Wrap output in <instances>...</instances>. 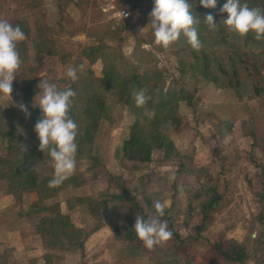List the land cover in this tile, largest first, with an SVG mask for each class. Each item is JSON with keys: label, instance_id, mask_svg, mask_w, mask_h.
<instances>
[{"label": "rangeland", "instance_id": "obj_1", "mask_svg": "<svg viewBox=\"0 0 264 264\" xmlns=\"http://www.w3.org/2000/svg\"><path fill=\"white\" fill-rule=\"evenodd\" d=\"M59 1L62 6L61 10L57 9ZM153 7L154 1L152 0H0L1 19L10 23L15 20H22L28 26L29 33L26 34L27 38L23 44L28 50L26 52L18 51L21 61H24V58L27 57L28 62L24 63L25 66L31 65L38 68L35 65L39 64V68L41 67L39 73L31 72L32 76L29 79L13 84L12 92L18 90L22 92L19 88L26 81L34 83L35 87H33L37 92L32 97L31 93L24 95L22 92L21 94L28 111L33 107L37 110L38 106L35 105L38 98L35 100V97L40 91L37 85L41 83V80H48L50 83L59 80V87L62 90L68 88L70 86L69 79L66 76L68 66L77 67L78 75L81 77L82 75L85 77L86 70H91L96 77L101 76V60L91 64L84 54V49L99 44L120 49L123 61L128 63V65H125L126 68L131 65L133 69L139 71L153 67L166 69L169 80L174 79L182 82L185 86V93L192 96L189 103L185 101V105L191 108L185 107V112L191 114V119L196 118L197 125L202 128L203 133L201 134L205 136L206 143L214 141V146L209 149L208 154L213 157V160L209 159V162L202 161L199 165L197 161L200 160H195L192 152L185 154V181H187V174L188 176L191 175L189 181L191 185L203 180L202 184L206 187L207 192L205 204L207 202L213 203L220 196L222 197L221 200H226L227 203L232 201L230 206L222 204L221 209H219L220 205L216 208H213L212 205H204L209 212L206 215V224H201L202 228L204 226L209 228L210 224L213 226L215 221L219 220V216L222 215L223 219L226 220L221 221L223 229L233 227L235 231H241L243 226H247V237L251 234V237H255L256 233L249 227L256 223L255 219L262 216L264 206V177L261 169V167L264 168V92L261 97L254 99L238 98L231 90L220 89L212 83L201 80L188 67L185 76L179 78V61L182 59L187 63L192 62L190 49L188 46L185 48V41L179 48L170 47L167 51L155 46L153 31L149 25L150 13ZM33 11L35 12L33 13ZM119 11L126 12L128 16L126 18L119 17L116 15ZM29 13L32 15H28ZM30 26L43 30L48 46L47 51L35 54L34 41L40 42L41 40L42 42L43 39L36 32H33L34 28H29ZM142 29L145 30L141 31ZM145 44L152 45L151 50H146L143 47ZM128 48H131L132 51L130 54H125V49ZM155 48L161 50L157 51ZM201 48L203 49L205 46H201ZM143 52H152L156 58L153 59L152 56ZM216 54L222 56L224 52L222 49H217ZM32 56L35 57L33 60ZM39 60L42 61L39 62ZM117 60L110 62L117 63ZM80 65H83L82 71H79ZM38 74L40 76H37ZM191 75H194L195 78L192 79ZM19 78L20 76L16 74L14 81ZM167 84H169V81ZM171 85H168L169 88H171ZM12 97H2L1 103L5 106L7 103H14ZM113 118L114 121L117 119L116 114ZM31 125L32 122L29 125L22 123L21 126L18 123L13 124L20 144L27 146V150L30 144ZM226 137L228 138L227 143H225ZM90 145L84 144L82 146V156L89 154ZM0 151L3 153V158H5V155L7 161H9L7 165L0 167V171H5L11 165L12 160L1 145ZM251 157L255 159L254 163L251 161ZM90 165L89 161L78 162L76 163V169L82 171L84 181H87L88 184H95L94 176H91L90 171L86 170ZM98 169L103 174V169ZM39 172L42 173V170ZM0 180L3 188L7 191L5 180L1 176ZM97 181L101 183V181ZM219 185H226L225 189L221 188L223 192L217 191ZM53 202L54 199L50 201V203ZM19 213L21 212L19 211ZM32 218L38 219L37 216H32ZM88 228L82 230L75 244L71 245L72 247H68H71L70 249L76 253L59 254L57 264H60L63 260L70 264H84L79 249L82 248L81 245L85 240L86 231H90ZM174 228L178 230L177 228L180 227L176 225ZM181 232L185 238H194L198 231L191 229V231L181 230ZM61 238L64 239L65 237L61 235ZM63 242L67 245L69 243L68 240ZM222 244L221 248L227 252H230L231 247L235 246V243L229 241L228 236ZM174 245H177V241L171 238L159 247L169 248ZM200 248L201 254H199L200 252H194L196 250L191 247H185V261L189 260L190 264H198V261H203L202 259L206 258L208 253L203 252L205 247L200 246ZM210 251L211 254H214V250L210 249ZM201 255L203 256L202 259ZM214 256L218 257L215 253V255L207 257L206 261H211ZM166 257L159 258L165 259ZM65 258L68 260H65ZM30 261L25 264H31ZM175 262V260H171L163 263L176 264ZM10 263L11 259L9 257L7 260L5 257L0 258V264Z\"/></svg>", "mask_w": 264, "mask_h": 264}, {"label": "crops", "instance_id": "obj_2", "mask_svg": "<svg viewBox=\"0 0 264 264\" xmlns=\"http://www.w3.org/2000/svg\"><path fill=\"white\" fill-rule=\"evenodd\" d=\"M16 21L22 20L13 22ZM34 26L29 28H34ZM26 27L28 29L27 25ZM39 29L41 28H34L33 32L37 33ZM33 56L32 60L35 58ZM101 64L104 66V63ZM35 66L38 67L36 73H39L41 67L39 68V64ZM18 76L20 78L13 81V84L27 80L32 75L20 66ZM21 93L19 90L13 91L11 96H13L14 103H7L6 106L1 103L2 97L5 96H0V108L20 110L17 105L21 102L25 105ZM187 106L184 102L182 108L180 102L176 108L184 123L183 129L169 130L166 133L173 144L172 154L166 157L162 149H155L148 163H137L122 160V146L129 139L132 122L136 119L142 120L143 116H149L148 110L140 109L141 107H135V105L125 106L122 109L121 119L110 122L108 118L111 115V106L105 104L100 125L88 150L89 154L82 156L83 150L81 153L77 150L76 154V163L90 162L91 165L86 170L94 176L95 184H88L82 178V171L75 169L70 177H74L77 184L68 186L57 193L52 203L56 209L54 212L31 210V205L36 201L35 193L23 191L12 195L0 183V258L5 257L7 260L9 257L10 264H25L29 260L31 264H57L59 254H75L76 252L70 248L76 241L71 244L72 246L70 245V248L51 250L42 245L41 238L36 233L35 225L40 218L58 214L68 218L74 230L79 233L77 237L81 235L83 229L90 226L88 228L90 231H86L82 248L79 247L84 264H174L163 263L171 260H175L176 264H190L189 260L185 261V247H191L196 250L194 252L201 254L200 246L205 247L203 252H207L208 256L203 258L201 255L203 261H198V264H264V206L262 216L255 219L256 223L249 227L256 233L255 237H251L252 234L247 237V226H243L241 231H235L233 227L223 229L221 221L226 220L222 215L213 226L211 224L209 228L204 226L194 238H185L181 232V230H196L202 223L206 224V215L209 211L204 205H212L213 208L220 205L219 209H221L222 204L230 206L232 203V201L227 203L226 200H221L220 196L213 203L205 204L207 192L202 184L203 180L191 185L189 184L191 175L187 174V181H185V154L192 152L194 159L200 160L197 161L200 165L202 161L213 160V157L208 154L209 149L214 146V141L206 143L205 136L201 134L203 133L202 128L197 125L196 118L191 119V114L185 112ZM187 108L191 109L190 106ZM37 111L41 118L39 107ZM2 154L0 151V167L9 162L5 155L3 158ZM98 168L103 169V174ZM170 176H174L175 179L170 181ZM180 188L184 192L182 196L179 192ZM221 188L225 189L226 185H219L217 191L223 192ZM157 200L165 204L164 215L160 219L167 222L168 229L176 232L179 239L172 235L177 245L169 248L157 245L158 247L155 246L149 250L144 247L133 230L134 220L136 216L147 220L155 215L153 205ZM32 216H37L38 219L35 220ZM176 225L180 227L177 228L178 230L174 228ZM227 236L229 241L235 243L230 252L221 248ZM172 243L174 244L173 241ZM213 244L218 245L219 249L225 253L243 254L242 262L225 261L212 248ZM210 249L214 250V254H211ZM215 253L218 257L214 256L211 261H206L207 257ZM159 257H166L167 260ZM60 264L70 263L63 260Z\"/></svg>", "mask_w": 264, "mask_h": 264}, {"label": "trees", "instance_id": "obj_3", "mask_svg": "<svg viewBox=\"0 0 264 264\" xmlns=\"http://www.w3.org/2000/svg\"><path fill=\"white\" fill-rule=\"evenodd\" d=\"M226 2L227 0H216L215 8L206 9L200 5V0H188L192 14L199 20L195 27L201 46L205 48L194 50L183 35L171 46L179 48L185 41V48L188 46L190 49L192 62L187 63L182 59L179 61V78L185 76L188 67L201 80L212 83L217 88L231 90L238 98L261 97L264 92V40H255L252 33L241 38L228 32L223 24V20L227 19V13L221 11ZM241 4H247L250 8L264 9V0H241ZM58 9H62L60 1ZM209 14L214 17V23L218 25V30L215 32L210 31L204 22ZM11 24L18 25L25 34L29 33L24 22L16 21ZM37 33L43 41H34L33 48L36 55L48 50L43 30L39 29ZM23 44L24 41L18 43L17 51L26 52L28 50ZM217 49H222L224 55L218 56ZM155 50L160 51L161 49L155 48ZM84 54L89 63L93 64L101 60L104 66L101 69V77H96L91 70H86L85 77L77 73L78 79L75 82L68 78L69 87L76 93L72 98L69 116L78 124L76 138L78 152L81 153L84 144H92L105 104L111 106L108 121H114L115 114L119 120L125 106L135 105L137 107L132 96L133 90L143 89L148 99L140 109H147L149 116H143L142 120L136 119L132 122L129 139L122 146V160L148 163L155 149H162L164 155L169 157L173 151V144L166 133L169 130L183 129L184 123L176 108L180 102L189 103L192 99V96L185 93L184 84L174 79L169 80L167 71L163 68L153 67L142 71L133 69L131 65L126 68L125 65L128 63L123 61L120 49L104 44L87 47L84 49ZM145 54L152 56L153 59L156 58L152 52ZM26 55L28 56L27 53ZM112 60H117V63L110 62ZM27 62L28 58L25 57L21 68L27 72H37L36 67L25 66L24 63ZM191 76L192 79L195 78L194 75ZM168 81L170 85L172 84L171 88L167 84ZM54 83L62 90L59 87V80ZM33 86L35 87L34 83L26 81L20 90L24 95L31 93L32 97L37 92ZM28 112L30 116H26L24 112L17 109L0 108V145L12 160L11 165L5 171H0V176L5 180L7 190L12 195L23 191L35 193L36 201L31 205V210L54 212L56 209L49 202L60 190L74 186L77 182L74 177H70L59 187L50 188L48 186L54 170L49 164L48 154L39 150V140L34 131L39 113L34 107ZM31 122L30 144L28 150L23 152L13 124L18 123L21 126L22 123L29 125ZM251 161L255 162L252 157ZM38 168H41L42 173ZM261 169L264 177V168L261 167ZM35 228L42 245L51 250L68 248L76 241L79 234L67 217L58 214L40 218ZM201 229L202 225L196 228L197 231ZM61 235L65 238H61ZM172 235L179 239L176 232H172ZM64 240H68V245L63 242ZM212 248L227 262H242L243 260V254L239 252L225 253L216 244H213Z\"/></svg>", "mask_w": 264, "mask_h": 264}, {"label": "clouds", "instance_id": "obj_4", "mask_svg": "<svg viewBox=\"0 0 264 264\" xmlns=\"http://www.w3.org/2000/svg\"><path fill=\"white\" fill-rule=\"evenodd\" d=\"M200 5L206 9L215 8L216 0H200ZM221 11L227 13L223 24L228 32L241 38L252 33L255 40H264V9L242 5L241 0H227ZM117 15L124 18L126 13L121 11ZM204 22L210 31L218 30L211 14L205 17ZM198 23L188 0H154L149 25L153 31L155 46L167 51L183 35L188 44L198 51L201 48L195 27ZM25 39L26 34L18 25L13 26L9 21L0 19V96L11 97L13 81L22 63L17 45ZM143 47L151 50L152 45L145 44ZM131 51V48L125 49V54H130ZM82 70L83 65H80L79 71ZM77 73V67H67L66 76L73 82L78 79ZM37 87L40 91L35 97V100L38 97V104L35 106L40 108L42 116L37 120L34 131L39 140V150L50 157L49 164L54 171L48 186L55 188L69 179L76 169L78 124L69 116L72 98L76 93L71 87L60 90L55 83L48 80H41ZM132 96L137 107L143 106L148 99L143 89L133 90ZM17 107L26 116H30L27 106L22 102ZM181 107H184V102H181ZM227 140L226 137L225 143ZM21 148L23 152L27 151V146L21 145ZM169 179L171 181L175 177L170 176ZM179 192L181 196L184 194L182 188ZM153 206L155 215L147 220L136 216L133 229L144 247L149 250L172 238L167 222L160 219L164 215L165 204L157 200Z\"/></svg>", "mask_w": 264, "mask_h": 264}, {"label": "built area", "instance_id": "obj_5", "mask_svg": "<svg viewBox=\"0 0 264 264\" xmlns=\"http://www.w3.org/2000/svg\"><path fill=\"white\" fill-rule=\"evenodd\" d=\"M119 12H121V11H119ZM124 12V11H123ZM124 13H126V12H124ZM117 15V14H116ZM128 16V14L126 13V15L124 16V18H126ZM119 17H121V16H119Z\"/></svg>", "mask_w": 264, "mask_h": 264}]
</instances>
